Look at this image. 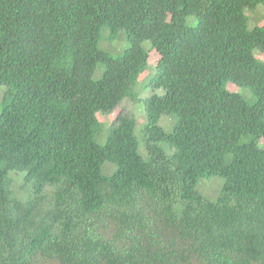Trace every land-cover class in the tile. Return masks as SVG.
Here are the masks:
<instances>
[{
    "label": "trees",
    "instance_id": "trees-1",
    "mask_svg": "<svg viewBox=\"0 0 264 264\" xmlns=\"http://www.w3.org/2000/svg\"><path fill=\"white\" fill-rule=\"evenodd\" d=\"M260 6L0 0V264H264V25L248 14ZM103 28L129 46L101 49ZM151 52L148 86L163 94L143 99L138 133L121 115L100 143L98 115L137 96Z\"/></svg>",
    "mask_w": 264,
    "mask_h": 264
},
{
    "label": "rangeland",
    "instance_id": "rangeland-1",
    "mask_svg": "<svg viewBox=\"0 0 264 264\" xmlns=\"http://www.w3.org/2000/svg\"><path fill=\"white\" fill-rule=\"evenodd\" d=\"M250 16V26L253 27L255 25L254 23H257L259 25H264V6H260L255 12H248ZM108 30L106 28H103L101 30L100 34V47L101 49L105 50L106 52L110 53L111 55H118L122 53L128 46L129 43L126 40V34L124 31L120 32V34L117 36L115 39H109L108 37ZM142 47L146 50L151 48V43L146 41L142 44ZM255 55L258 59L264 60V54L260 53L259 50H255ZM159 59V56L156 52H151V57H150V68L144 72L140 79L139 82L137 83V96L135 98H126L117 108L116 110L109 114V115H98L99 120L103 122L104 128H103V139L99 140L100 143H104L105 139V133L109 126L118 118V116L121 115H130L136 118L137 120V133L139 130H141L142 126H144L146 122L145 118V112H144V100L147 97L153 95V94H163L164 90L161 88L158 89H153L152 87L148 86L150 77L154 75L155 70L154 66L157 63ZM104 67H99L96 77H99L101 74V71ZM225 88L231 92H236L242 94L247 100L252 101L254 98L252 94L245 89H242L235 83L228 81L225 83ZM6 92V87L0 86V103L5 95ZM172 118L168 115H164L161 120L160 124L161 126L165 129L168 130L170 127ZM264 144V139L260 140V145ZM10 178H12V184H10V189L11 191H16V190H21L22 189V184H23V177L24 174L22 173H11ZM214 180V181H212ZM211 182H207L203 184V190L209 193L216 190L219 185L223 182L220 178H214L212 179ZM199 188V187H198ZM23 190V189H22ZM20 191L16 195L14 194L15 197L22 201H26L29 198L30 192L29 191ZM202 190V191H203ZM203 191V192H204ZM205 192V193H206ZM206 193V194H207Z\"/></svg>",
    "mask_w": 264,
    "mask_h": 264
}]
</instances>
